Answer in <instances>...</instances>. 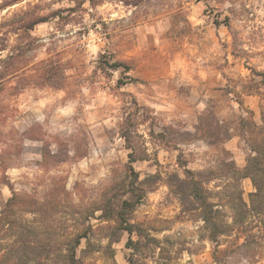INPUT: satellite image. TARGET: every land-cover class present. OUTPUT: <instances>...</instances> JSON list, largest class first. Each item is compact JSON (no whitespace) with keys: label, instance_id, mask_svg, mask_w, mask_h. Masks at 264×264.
I'll list each match as a JSON object with an SVG mask.
<instances>
[{"label":"rangeland","instance_id":"1","mask_svg":"<svg viewBox=\"0 0 264 264\" xmlns=\"http://www.w3.org/2000/svg\"><path fill=\"white\" fill-rule=\"evenodd\" d=\"M50 58L59 78L42 85L37 70ZM7 65L0 211L12 196L9 182L63 211L54 214L57 233L91 225L87 260L130 264L129 233L114 231L99 208L133 200L141 186L130 222L158 245L145 248L141 262L214 264L203 222L182 215L168 184L184 177L181 159L204 173L209 190L228 193L221 148L243 172L244 143L218 140L219 124L233 125L235 93L255 89L262 77L254 72L264 73V0H0V71ZM238 95L258 114V95ZM129 166L141 183L130 185ZM240 182L248 201L252 183ZM112 234L119 237L109 244ZM260 244L235 252L231 264H264V236Z\"/></svg>","mask_w":264,"mask_h":264},{"label":"trees","instance_id":"2","mask_svg":"<svg viewBox=\"0 0 264 264\" xmlns=\"http://www.w3.org/2000/svg\"><path fill=\"white\" fill-rule=\"evenodd\" d=\"M227 27L233 34L228 23ZM47 60L42 61L37 70V79L42 85H52V81L59 78L56 75V60ZM4 67L6 69L0 71V88L1 80L13 73L10 65ZM254 74L262 77L260 82H255V89L246 90L243 86L245 90L235 93L239 111L233 117V125L221 130L223 126L219 124L221 137L218 140L225 141L237 136L247 151L244 170L241 172L235 167L231 153L223 148L219 150L224 158L220 161V171L225 172L222 174L228 176L227 179H231L230 191L212 192L206 186L207 177H204V173L187 168L185 160L181 159L179 163L183 167L184 177L176 176V183L168 184L171 192L179 198L182 215H197L203 222L202 228L213 245L211 256L214 264H231L235 252L245 253L252 245L260 247V240L264 236V73ZM238 94L258 95V114L244 106ZM200 124L204 133H207L204 130L206 123L200 121ZM129 157L130 162L136 159L133 151L129 153ZM129 170L132 173L130 185L141 183L132 166H129ZM243 177L250 179L254 189L250 192L248 201L244 199L241 188L240 181ZM7 184L12 190V196L2 203L0 211V264H93L83 254L87 250L92 251L88 233L91 225L77 233L59 234L55 229L58 220L54 218V214L63 211L58 206H46L26 192H16L9 182ZM136 190L133 200L125 199L120 204L107 202L99 209L102 211V218L114 220V231L129 233L126 241L129 249L128 262L147 264L140 260L146 257L145 248L152 249L154 253L153 249L158 245L154 237L145 234L143 228L130 222L133 206L142 199L145 192L141 186L135 187ZM221 194L223 196H219ZM225 208L228 213L224 212ZM27 214L33 215L32 218H27ZM47 215L49 220L45 217ZM254 229L257 234L253 233ZM133 234L137 238H133ZM113 235L107 236L109 244L118 240L119 235ZM146 237L153 243H146ZM83 240L86 246L80 250Z\"/></svg>","mask_w":264,"mask_h":264}]
</instances>
